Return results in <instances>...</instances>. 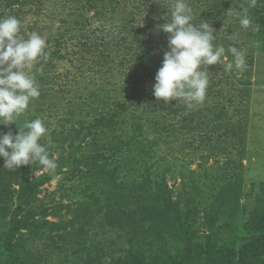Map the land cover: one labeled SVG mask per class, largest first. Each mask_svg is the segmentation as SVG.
<instances>
[{
	"label": "rangeland",
	"instance_id": "374dc122",
	"mask_svg": "<svg viewBox=\"0 0 264 264\" xmlns=\"http://www.w3.org/2000/svg\"><path fill=\"white\" fill-rule=\"evenodd\" d=\"M17 1L11 8L12 12L20 9L21 35L27 38L32 32L39 33L51 51L58 49V53L50 65L40 66L48 73L46 96L31 102L29 110L17 119V126L0 125V130L15 135L18 128L27 131L24 123L32 115L41 118L49 137L40 143L48 147L58 167L30 203L31 210L39 214L37 230L44 234L32 242L21 241L20 249L14 250L15 258L2 251L8 243L11 216L22 207L13 173L22 171L23 165L8 170L0 157V264H115L109 255L111 243L122 247V252L113 254L122 264L129 246L114 232L103 234L95 226L105 223L109 214L105 203L110 207L115 202L125 203L129 188L137 180L143 182V172L153 185L165 182L176 207L194 221L183 236L176 230L175 219L162 220L164 213L158 209L154 237L146 242L152 250L168 247L169 259L160 256L164 264H224L228 257L239 264L236 261L245 250L247 264H264V229L254 232L248 228L252 214L264 211V51L253 47V60L246 62L243 71L224 70L219 64L208 66L206 99L189 109L183 101L166 104L153 95L156 72L168 51L167 43L157 41L158 12L167 9L165 16L168 12L170 18L174 0ZM222 1L226 0L214 2ZM206 9L202 2L193 10L194 23L206 20L217 31L218 41L235 43L246 54L252 50L253 43L246 35L249 29L239 31L231 14L227 19L207 17ZM77 22L83 24V30ZM82 42L91 50L85 51ZM162 104L167 105L166 112L160 108ZM161 112L168 121L165 129L164 118L157 116ZM112 115L110 122H96L97 117ZM242 120L243 150L231 143L226 132L232 126L237 131ZM119 142L123 147L114 152ZM96 156L105 171L113 172L115 185L122 188L119 197L112 195L114 186L107 185L109 181L100 180L86 188L83 173L71 171L78 162L85 165L81 158ZM30 167L27 172L35 177L51 174L38 162ZM6 187L14 192L10 194ZM224 197L228 198L225 202ZM159 230L165 232L163 238ZM261 237L260 243L249 248ZM207 243L219 246L206 252ZM184 248L188 253L179 254ZM136 256L128 262L136 263Z\"/></svg>",
	"mask_w": 264,
	"mask_h": 264
},
{
	"label": "clouds",
	"instance_id": "9594fccd",
	"mask_svg": "<svg viewBox=\"0 0 264 264\" xmlns=\"http://www.w3.org/2000/svg\"><path fill=\"white\" fill-rule=\"evenodd\" d=\"M256 0H249L247 7L231 14L239 19L241 27L259 31L253 25L249 8ZM168 17V12H167ZM193 8L188 0H174L170 18L159 28L167 34L168 51L164 52L162 64L156 72L153 95L157 100L168 103L171 100L183 101L191 109L202 104L209 87L208 66L221 65L224 70L243 71L246 68V53L234 45L227 49L214 43L217 32L211 23L201 20L194 23ZM21 21L15 16L0 18V125L17 126V119L24 115L33 100L40 96L37 75L42 69L33 68L40 61H47L50 52L46 49V38L32 32L25 38L21 35ZM227 54L232 59L225 64ZM18 128V127H17ZM27 131L13 134L0 130V157L10 170L22 165L38 162L44 170L54 174L58 165L50 157L48 147L40 143L49 137V129L41 118L24 123ZM50 142V138H49ZM10 150V151H9Z\"/></svg>",
	"mask_w": 264,
	"mask_h": 264
},
{
	"label": "trees",
	"instance_id": "16d2710c",
	"mask_svg": "<svg viewBox=\"0 0 264 264\" xmlns=\"http://www.w3.org/2000/svg\"><path fill=\"white\" fill-rule=\"evenodd\" d=\"M12 1L13 2L16 1V2L11 3ZM90 1H93V0H90ZM214 1L215 0H188V3L193 8V10L195 9L197 10L198 8H200V5L202 4V2H204L205 9L207 8L206 13H205L207 17H214L215 15H221L222 19L229 18L230 17L229 14H231L232 11H241L242 5L247 7L249 4V0H230L231 2H227L226 0L216 5ZM18 2L19 1L17 0H0V18L1 17L6 18L8 16H15L17 18V15L20 9H15L16 12L15 11L12 12L13 11L12 8ZM113 2L115 3V0H113ZM166 10L167 9H165L163 12L161 11L158 12V18H160L159 25L164 24L167 18H169L165 16ZM249 16L252 20L253 25H259V31H253L252 28H248L250 31L246 33V35L249 36V38L251 39V43H253L251 47L252 50L250 49L249 52L247 51V54H246L247 65L251 64L253 60V50H254L253 47L259 48L264 51V0H256V5L254 7L249 8ZM231 18H235V20L237 21L235 26L238 27L237 29L239 31L244 29L241 27L239 23V19L237 17L231 14ZM214 24L216 23L214 22ZM78 25H80V28H79L80 30L84 29V26L82 23L77 22L76 26ZM160 40L162 42L167 43V34H165L162 30H159V33H158L157 41L160 42ZM214 43L218 46L223 45L225 46L226 49L230 44L239 48V46H237L235 43L228 42L224 44V41H218L217 38L215 39ZM86 45L88 44L82 42V46L86 49L85 51H90L92 47H89ZM46 50L50 52V56L48 60L40 61L33 68L34 72L36 71L37 68L42 69V75H39V74L37 75V80L40 85V96L38 98H43V96H46L45 91L48 89V87L46 88L48 73L46 72L45 67H40V66L45 63L50 65L51 61L53 60L55 56H57V53H58L57 52L58 49L56 51L54 50L51 51V47H48ZM146 52H148V50ZM226 55H227L228 60L230 61L232 59L231 55L227 54V52H226ZM46 64L45 66H47ZM238 80L245 81V83H247L246 80H241V79H238ZM160 108H162L165 112L168 109L166 104H162ZM157 116L159 118H164L163 126L161 124L162 129L167 128L168 121H167V118H165L166 117L165 113L161 112L160 114H157ZM152 118H153L152 120H154V116H152ZM33 119H35V117L32 115L31 118H29V121ZM113 119H114V115L109 116L108 118H106L105 116H100L96 118V122L105 124L107 123V120L110 122V120H113ZM243 123L244 121L242 120L240 124H238L239 126L237 128V131L233 129V126L230 127V129L226 130L227 134H230V138L232 139L231 143L236 142L237 146L241 150H243V145H244L245 125ZM119 143L120 145L115 146L116 148L114 149V152L122 149L123 143L122 142H119ZM241 150H239L238 152L239 154L243 152ZM91 158L92 159L81 158L82 160L84 159L85 165L81 167L80 163L78 162L76 165L73 166L71 171L73 173H76V172L83 173L86 179V182H85L86 185H84L86 188L88 186H96L97 184L100 183V180H102L103 183H105L106 181H109L110 183L107 185L114 186V191H112L111 193H114V192L115 193L112 195L115 196V198L119 197L121 194L119 190H122V188L119 189V187L115 185V183L113 182L115 178L113 175V172L105 171L104 166L99 165V163L97 162L98 161L97 156L91 157ZM24 167H26L25 173H24L25 171ZM30 170H31L30 165H23L22 171L15 170L13 173L14 176L16 177V179H14L13 181V184H16L19 186V192H18L17 199L18 201H20L22 207H18L17 209H15V211L13 212V215L11 216V219L9 221L11 225L9 229V239H8V243H6L7 246L3 248L2 252L3 253L9 252L7 254L15 258H17V256L14 250L20 249L22 245L21 241H24L23 243L32 242L37 238H41V236H43L44 234V231L39 233L40 230L39 231L37 230L40 223L36 221V216L39 214L31 210L33 208H31L30 203H32V198H34L37 191L39 190L38 188L42 186L45 182L50 180L55 174V173L54 174L52 173L43 174L42 173L40 176L35 177L34 174L28 173ZM87 173H89L88 177L86 175ZM141 175L143 178V182H141L142 181L141 179L137 180V182H135L132 185V187L129 188L130 190L129 195L127 196V199L125 200V203L121 204L119 202L117 203L115 202L113 203L115 204L114 207H110V204L107 202L105 203V206H106L105 208L109 210V214H107L106 217L103 219L105 223L100 222L98 223V226H95V227L100 228L103 234L104 232H108V230H109V233L114 232V234H117L118 235L117 237L121 239V243H124L127 246H129V248L126 251L127 259L126 257H123V260H122L123 262H121L122 264H154L155 259H158L156 263L160 262V264H164L165 261L162 260L160 256H162L165 259H169L168 257L170 256L171 252L170 250H168V247L165 245H162V247L156 250H152L151 243L149 241L146 242L147 239H151L152 237H154L153 227L156 225V220H154V218H157L158 209L161 208L164 213L162 220L167 222L168 219H175L176 230H178V232H180L183 236L185 234H188V231L193 228L192 222L194 221H192L193 218L189 217L190 215H187L186 212L182 213L180 209L176 207L177 201L172 200V195H170L171 191L170 189H168L165 182L162 181L158 185H153L152 180L147 178L148 175L146 173L143 172L141 173ZM219 175L223 177L222 174H219ZM235 177H239V174H236ZM229 180L230 179H228L227 181ZM6 189L9 192V189L7 187ZM13 192L14 190H12L9 193L11 194ZM8 198H11V197H8ZM226 200H228V198L224 197L223 202H225ZM186 205H188V202H186ZM174 213H177L176 217L175 216L173 217ZM252 215L253 217L250 218L251 220L248 223V228L254 232L264 229V211L260 214L253 213ZM42 223L47 224L48 222L43 220ZM211 223L213 222L211 221ZM23 229L27 230L26 232L27 234L21 233V230ZM43 229L44 228L42 227V230ZM158 233H159L160 238H163L165 235V232L163 230H159ZM16 235H17V238L15 237ZM142 235L144 236L142 237ZM18 237L20 239H18ZM261 241H262V237L256 238L255 240L252 241L251 245H249V248L252 246V244L257 243V242L260 243ZM262 244L263 243H261V246ZM43 245L45 244L43 243ZM217 246H219V243H215L212 245L207 243L205 246L206 252L209 249L210 250L216 249ZM219 248L221 249V246ZM246 248H248V246ZM181 251H183L182 253L179 252V254L181 255L182 254L185 255L188 253L187 248H184ZM117 252H122V247L120 246L119 248H117V245L115 243H111L109 255L112 256L111 257L112 261H114L115 264H118V262H120V259H121V258L120 259L118 258L116 260L113 257V254ZM244 252L241 254L239 260L236 261L237 263L247 264V261H245L244 259L245 258ZM146 253H147V257L145 255ZM189 253L191 252L189 251ZM136 255H139L136 260V263L133 261L131 263L128 262L130 257L133 256L134 258H136L137 257ZM183 261L185 262V259ZM178 263L181 264L182 261H178ZM224 264H233L232 259L228 257Z\"/></svg>",
	"mask_w": 264,
	"mask_h": 264
}]
</instances>
